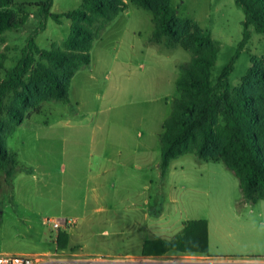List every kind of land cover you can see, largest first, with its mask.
Returning <instances> with one entry per match:
<instances>
[{
    "label": "rangeland",
    "instance_id": "1",
    "mask_svg": "<svg viewBox=\"0 0 264 264\" xmlns=\"http://www.w3.org/2000/svg\"><path fill=\"white\" fill-rule=\"evenodd\" d=\"M40 1L42 0H15V4H34ZM172 5L180 17L197 22L219 44L220 53L213 69V80L215 82L222 70L237 54L243 40V23L245 21L243 10L236 4L235 0H172ZM81 6L82 0H55L52 12L61 14L78 9ZM26 8L31 14L27 24L18 30L8 31L0 37V53H7L5 69L2 71L3 77H5L7 71L16 66L21 57V49L40 26L43 19L35 4ZM128 13V16L123 15L127 18L120 19L118 17L104 33L101 39L102 42L99 40L100 42L98 41L94 45L92 49L93 63L87 69L90 77L82 82V85L87 83L85 85L86 89L78 90L80 82H75L71 96L77 104L79 99L84 101L85 108L82 107V111L93 109L96 106L104 109V117L109 116V112L114 111L113 117L109 118V124L113 125L114 128L129 127L138 133H146L145 126L147 128L149 126L144 125L141 127L139 125V123L144 122V117L152 122V124H149L150 127L158 129L160 121H165L172 114V104L179 97L176 89L180 77L179 66L189 62L192 55L181 47L169 50L163 46L153 45L150 42L154 31L152 14L134 5L129 7ZM45 25V30L40 31L36 37L38 45L43 49H63L64 42L71 31L72 22L64 19L61 24H57L54 20L48 18ZM110 32L114 33L107 37ZM121 42L122 47L119 46L121 51L118 50L117 52V47ZM136 43L145 47L149 52L142 54L137 48L131 49L130 47L135 46ZM253 57H264V34L257 33L252 27L249 43L235 60L234 70L230 77L233 88L241 84L252 66L251 59ZM143 66L146 68L145 71L141 70ZM172 70L174 74L171 73ZM83 71L85 70L80 72ZM130 72L134 76L129 80L127 77L130 76ZM141 72H143V78H136L135 75L138 73L140 76ZM175 72L178 74L176 80H174ZM165 75H169L170 78L173 77L171 81L173 87L161 81ZM95 77L100 78L99 88H96V83H89L93 82ZM97 92L102 97L100 100L95 99ZM167 93H169V96L166 97V103L162 99L157 101ZM76 111H78V106ZM75 112L70 111L61 103H44L40 113L32 114L10 136L9 148L18 154L22 171L19 172L20 174L16 177L14 183L12 182V187L5 185L4 175L0 173V196H12L13 192H16L19 200L18 203H14L7 198L0 197V246L7 241V243L12 241L16 228L25 231L20 220L23 215L37 219L36 213L42 210V202H49V200L55 198L50 195L52 184L53 189L59 195H65V193H68H63L65 180H71L69 184L73 188L78 184L74 180V175L81 177L86 172L84 163L86 160L88 161V153L91 148L90 141L94 129L79 126L72 129L58 130L56 125L47 127L43 124L47 121L54 124L58 121L59 115L69 116L75 114ZM151 131L153 130L151 129ZM161 134L158 135V166L161 164V146L159 142ZM24 149L31 154L34 159L33 163L37 165V167L35 166L37 172L42 175L38 184L34 183V179H26L27 172L33 170L34 166L30 160L23 157L22 151ZM73 163H80V167L73 168ZM179 163L184 165L186 169L183 173L171 177L170 182L172 190L176 189L177 192H184L181 202L185 208H191L195 201L199 200L205 210L207 204L210 203V212L207 211V214L212 222L214 239L212 238V247L209 248L208 246L207 255L211 258L208 261L193 264H248L246 260L250 258L249 256H259L256 258L263 256L264 228H253L247 223H240L235 219L234 214L237 211L233 209V204L237 203L241 196L239 179L235 174L221 162H199L193 155H185L179 158L176 166H180ZM195 163H202L203 165V172L197 176L193 172ZM153 173L159 174V169H153L151 174ZM200 174L203 175V178L200 177ZM21 177L24 178V181H21ZM156 178L154 184H156L155 189L159 194L160 191L167 188L166 183H169V180L167 178L166 182L164 179V182L161 183L159 175ZM195 190H202L203 194H198ZM4 202L7 203L4 204ZM180 205L181 203L176 204L177 207H181ZM160 206L164 210L166 209V198H163V203H160ZM242 206L241 203L236 205L238 209ZM1 211L4 212L1 213ZM174 211H178V209L174 208ZM174 211H171V213L172 216L176 217L177 214ZM246 214L247 217H251L249 209H246ZM202 216H206L204 212ZM39 226L49 232L47 227H43L40 223ZM247 227L250 228V232ZM38 229L36 227L34 231L28 230L27 232L33 234L35 231L38 232ZM251 229L253 230L251 231ZM14 241L17 244L24 242L22 237L18 236L15 237ZM247 243H252V248ZM178 255H180V258L171 257V260H202L201 257L195 255ZM170 264L184 263L171 261Z\"/></svg>",
    "mask_w": 264,
    "mask_h": 264
},
{
    "label": "trees",
    "instance_id": "2",
    "mask_svg": "<svg viewBox=\"0 0 264 264\" xmlns=\"http://www.w3.org/2000/svg\"><path fill=\"white\" fill-rule=\"evenodd\" d=\"M235 2L245 14L244 37L215 82L219 44L197 22L180 17L172 0H82L80 8L61 14L52 12L55 0L34 3L42 22L5 77L2 71L7 53H0V173L5 185L12 187L13 179L22 171L18 154L9 148L10 136L32 114L40 113L44 103H61L72 112L77 110L71 96L74 77L92 66L94 45L134 5L152 14L153 45L169 50L181 47L192 55L189 62L179 66V97L159 137L161 183L172 161L193 155L199 162H221L232 171L240 181L245 202L264 200V57L251 59L252 66L239 86L233 88L230 82L235 60L251 39V28L264 34V0ZM34 4L0 0V37L24 27L31 17L26 7ZM48 18L57 24L64 19L72 22L63 49H43L36 42ZM185 224L169 247L183 253L208 254L207 221ZM67 237L61 230L58 242Z\"/></svg>",
    "mask_w": 264,
    "mask_h": 264
},
{
    "label": "crops",
    "instance_id": "3",
    "mask_svg": "<svg viewBox=\"0 0 264 264\" xmlns=\"http://www.w3.org/2000/svg\"><path fill=\"white\" fill-rule=\"evenodd\" d=\"M128 11L129 9L122 13L119 16L120 19L127 18L123 15L129 14ZM113 33L110 32L107 37ZM100 41L102 42V40ZM120 45L122 47V42L119 43L117 52L118 50L121 51ZM135 46L132 45L130 48H137L142 54L149 52L145 47L139 46L138 43ZM121 69L123 68L121 67ZM141 70L145 71L146 68L143 66ZM171 73L174 74V71L172 70ZM129 74L130 76L127 78L130 80L134 75L132 72ZM76 75L73 84L80 82L78 90L86 89L87 83L82 85V82L90 77L87 70L78 72ZM135 76L136 78H143V72L140 76L138 73ZM177 77L178 74L175 72L174 80ZM172 79L173 77L170 78L169 75H165L161 81L173 87ZM93 80L89 83H96V88H99L100 78L95 77ZM167 96L169 93L157 101L162 99L166 103ZM101 98L97 92L95 99L100 100ZM84 105V101L79 99L78 111L75 114L59 115L58 121L54 124L51 121L43 122V124L47 127L56 125L58 130L79 126L94 129L90 141L91 148L88 153V161L86 160L84 163L86 172L81 177L74 175V180L78 184L73 188L69 184L71 180H65L63 193L68 192L65 195H59L53 189L52 184L50 195L55 198L49 202H42V210L36 213L37 219L28 215H23L20 218L25 231L16 228L12 241L9 243L7 241V244L3 243L4 245L0 246V254L49 255L58 252L69 255L74 252L82 259L78 264H170L171 261L193 264L210 260L211 257L207 254L182 253L169 247V244L183 231L184 224L188 221L208 222L209 248L213 245L214 237L212 222L207 214V211L210 212V203L204 210L202 202L196 200L193 206L187 209L181 202L184 192H177L175 188V190L171 188L170 178L183 173L186 169L180 163V166H176L178 159L170 164V169L165 178L166 182L167 178L169 180V183H166L167 188L160 191L159 194L156 192V184L154 183L157 175L161 181L160 165L158 166L157 160L158 135L163 132L164 121H160L158 129H153L149 125L152 122L144 117V122L139 123V125L141 127L148 125L150 129L145 126L146 133H138L133 128H114L113 125L109 124V118L113 117L114 111L109 112L110 115L104 117V109L95 106L93 109L82 111V107L85 108ZM29 126L31 127V125ZM22 152L23 157L30 160L34 166L33 170L27 172L26 179H34V183L38 184L42 175L37 172V168H35L37 165L33 163L34 159L29 152H26L25 149ZM77 167H80V163H73V168L76 169ZM155 168L156 170L159 169V174H151ZM180 170L181 172H179ZM193 172L196 176L203 172L202 163H195ZM16 177L13 179V183ZM200 177L203 178V175L200 174ZM21 178V181H24V178ZM239 188L241 191L240 181ZM195 192L203 194L202 190H195ZM206 193L208 194V192ZM16 194L13 192L12 196L0 197L18 203ZM161 195L166 198L165 210L160 206V203H163ZM238 200L243 206L238 209L236 205L239 203L233 204V209L237 211L234 214L235 219L240 223H247L250 227L263 229L264 200L251 205L243 200L242 191ZM178 203H181V207L176 206ZM174 208H177L178 211H174ZM246 209H249L251 217H247ZM181 210L183 211L181 212ZM171 211L176 212L177 216H172ZM203 212L206 216H202ZM53 219L71 222L70 226L64 229L68 237L60 243L58 242L59 232H54L49 225V220ZM39 223L43 227H47L49 232L41 228ZM36 227L39 228L38 232L35 231L33 234L27 232L28 230L34 231ZM247 228L250 232V228ZM16 236L22 237L24 242L22 244L15 243ZM247 244L252 248V243ZM178 254L182 256L195 255L201 257L202 260H171V257L180 258ZM249 257L246 260L248 264H264V254L260 258H256L259 256Z\"/></svg>",
    "mask_w": 264,
    "mask_h": 264
},
{
    "label": "built area",
    "instance_id": "4",
    "mask_svg": "<svg viewBox=\"0 0 264 264\" xmlns=\"http://www.w3.org/2000/svg\"><path fill=\"white\" fill-rule=\"evenodd\" d=\"M68 220L53 219L49 220L51 229L58 233L70 226ZM82 259L74 252L66 255L53 253L49 255H5L0 254V264H78Z\"/></svg>",
    "mask_w": 264,
    "mask_h": 264
}]
</instances>
